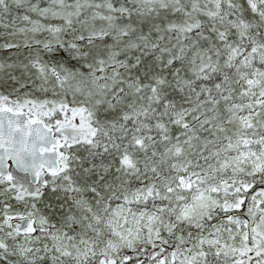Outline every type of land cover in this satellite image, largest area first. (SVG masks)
<instances>
[{"label": "snow or ice", "instance_id": "1", "mask_svg": "<svg viewBox=\"0 0 264 264\" xmlns=\"http://www.w3.org/2000/svg\"><path fill=\"white\" fill-rule=\"evenodd\" d=\"M0 264H264V0H0Z\"/></svg>", "mask_w": 264, "mask_h": 264}]
</instances>
